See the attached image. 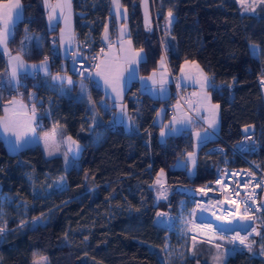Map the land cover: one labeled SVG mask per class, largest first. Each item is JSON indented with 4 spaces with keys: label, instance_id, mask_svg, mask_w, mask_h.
I'll return each instance as SVG.
<instances>
[{
    "label": "trees",
    "instance_id": "trees-1",
    "mask_svg": "<svg viewBox=\"0 0 264 264\" xmlns=\"http://www.w3.org/2000/svg\"><path fill=\"white\" fill-rule=\"evenodd\" d=\"M3 1L6 0H0ZM21 2L24 16L15 25L10 51L22 53L31 62L54 56L51 64L56 71L59 59L51 42L57 31H48L44 0ZM72 3L77 36L89 45L85 53L100 51L107 22L110 20L113 31L115 27L111 0ZM121 3L129 12L133 43L146 54L139 64L140 75L154 71L161 58L154 12L159 15V31L163 35L162 24L171 9L174 44H168V54L173 75L179 73L186 60L197 61L217 81L236 82L232 90L212 94L220 106V137L200 147L196 174L190 176L175 164L194 151L193 138L189 134L161 138L162 126L155 124L154 119L165 102L143 93L138 80L125 94L127 111L139 127L138 133L129 134L120 125L116 131L106 127L109 116L98 106L104 98L99 89L91 88L96 105L93 108L90 101L68 94L50 96L41 83L39 88L36 81L28 78L22 98L27 102L43 98V104L37 107L38 132L59 126L82 144V151L77 165L67 169L62 156L47 158L41 145L11 154L0 136L1 194L15 198V203L23 202L19 209L13 203L5 205L12 218L5 233L0 234V264H31L42 256L50 264H166L165 244L169 236L172 240L175 237L157 224L156 217L159 211L169 208L176 213L183 197L172 193L169 203L156 202L154 185L161 170L165 185L171 188L175 184L204 187L215 179L224 158L222 152L211 148L226 147L245 133L259 130L261 148L254 159L264 166V98L260 85L264 76V4L254 12H244L235 0H152L150 30L143 24L140 0ZM30 35H41L45 39L43 45L27 42ZM253 46L258 47V55ZM6 67V55L0 49V82ZM6 90L0 86V104L13 98L6 95ZM31 95L36 99L31 100ZM49 102L50 114L40 116ZM227 155L232 165L247 166L228 148ZM38 217L45 221L21 226ZM261 233L264 234V225ZM259 247L257 244V251ZM197 263L208 264L194 257L185 262ZM225 264H264V257L238 250L226 258Z\"/></svg>",
    "mask_w": 264,
    "mask_h": 264
},
{
    "label": "crops",
    "instance_id": "crops-1",
    "mask_svg": "<svg viewBox=\"0 0 264 264\" xmlns=\"http://www.w3.org/2000/svg\"><path fill=\"white\" fill-rule=\"evenodd\" d=\"M3 2H6V1H3ZM49 3L51 5H55L57 3V0H49ZM21 4H22V2H21ZM44 4H45V0H44ZM120 4H121V9H120L121 14L118 16L116 14V11H115V6L111 0V14H112V18L115 21V27H114V31H113L111 29L110 20L107 22V24L105 26V28H107V37L108 38L104 39V37H105V29H104L103 36H102V41H103L104 47H103V51L101 52V55H100V64L103 61L104 64H110L113 67H117V68L123 70L124 87H123L122 99H114L113 97L115 96V94L111 93L110 87L106 88L104 86L102 78L92 75L96 70L94 72H92V74H91V81H92L91 85H89L88 83H86L84 81H80V80L76 81L75 78L73 77L71 71H72L74 59H71L70 51L75 47L77 33L75 31V24H74V16L75 15H74L72 0H71V27H70V30L65 28V23H64L63 18L60 16V10L59 9H57V14H56L57 18L51 22L49 21L48 16H49L50 8L48 6H46V4H45L48 31H52V30L57 31V37H55V39L51 42V47L53 49V53L59 59V68L56 71H53L51 61L47 57L48 58L47 65H48L49 71L46 74L44 71L40 70L41 62L44 61V59L40 62H31V61L26 60L24 58V56L22 55V53L11 52L9 49V41L12 38V36H13L12 35L8 40L7 51H5L2 46H0V49L5 53L6 60H7V67L3 73V77H2V80L0 82V86L2 89H6V88L8 89V88L16 87V84L10 80L9 53L12 56L21 55L22 59L24 61V64H25V68L19 69V84L21 82H23V80L31 78L34 81H36V83H38V84L41 83L43 85V87L47 90V92L50 96H52L51 94H55V93H57L59 95L68 94V95H71L77 99H81V100L83 99V100L90 101L92 103L93 108H96V105L91 98V88L95 87L103 93V95H104L103 99H105V101L107 102V104L111 110L112 115H111L110 120L117 123L118 125L122 126L124 128V130L126 131V133L135 134V133L139 132V127H138L137 123L135 122L134 118L127 111V107H126V103H125V94H126L128 88L130 87V85L132 84V82L138 80L139 85H140V89L143 93H147L152 98L159 99V100H162L165 102L158 109V111L155 115V119H154V123L162 126V130L165 132V135L161 136V138L165 139L166 136L177 135V134H184V135L189 134L193 138L194 151L191 153L195 154V156H194V158L196 160L195 166L193 167V165L191 164V158L188 156V154L186 155L185 159H179L176 161V164H175L176 168L185 169L187 171L188 175L193 176L196 174V170H197L198 151H199L200 147L203 144H206L207 142H209L210 140H213V139L220 137V135H219L220 134L219 133L220 132V108H219V114H218V122L214 128L209 127L207 119H206V117L208 116V112H207V107H206L207 101L204 100V96L205 95L210 96L211 104H213V105L218 104V103L214 102V100L212 98V94L209 91L211 81H212V77L205 71V69L197 61H189V62H194L195 64L199 65V68L203 71V73L209 79V86H206L204 89H201L199 82L185 78V75L181 73L182 67H184L185 73L189 72V67L187 65H185V62L182 63L180 70H179V73L176 76H174L172 71H171V68H170L169 56L167 57L163 53H161V58H160L158 65L154 71H152L149 75H140V73H139V64L140 63L139 64H133V65L128 64V61L131 59L133 53L135 51H139L140 49H137L135 47L133 40H132V37H131V29H130V25L128 22L129 12L127 10L126 14H125L124 9H127V8L122 5L121 0H120ZM67 14H68V10H67V8H65L64 9V15H67ZM23 16H24V14H23V4H22V10H21L18 18H16L15 25L20 20L23 19ZM173 21H174V17L172 18V23L169 25L168 24V17H167L165 22L162 24V28H163V32H164L163 33L164 40L168 44H170V46L172 44H174V38L172 35L169 38H167V35H168L167 28H169V30L171 32ZM125 25H126V29H124V30H125L126 34L123 37L124 43H123V48H122L121 47V35L120 34H121L122 26H125ZM62 29L64 30V36H65L64 42H61V30ZM69 36H71L70 41L68 39ZM129 38L131 39L132 51L128 50L129 46L127 44V40ZM44 40L45 39L41 35L35 36V37L29 36L27 39V41H29V42L30 41H36L39 45H43ZM253 49L255 50V52H254L255 55H258V50H259L258 47L253 46ZM141 56L143 57V59L141 61H143L146 57L144 50L141 53ZM75 58L87 59L88 54L87 53H84V54L76 53ZM162 59L164 60L163 65H161ZM33 65H35L37 67L35 69H33L32 68ZM132 69H135V72H133ZM191 72L193 75H195L196 69H194V68L191 69ZM154 73H155V75H153ZM56 75H60V76L64 77L65 79L63 80V82L53 80L52 76H56ZM68 77L71 78L72 84L67 83ZM148 77H152V79L157 80V81H159L161 79L166 80V83L163 85L165 91L160 92L159 91L160 84H153L152 80L147 79ZM178 84L180 85L179 88L189 87L192 89L194 99L189 104V107L193 106V105H195L197 107V111H196L195 115H192L191 113H189L187 111V109L177 101L174 104H172L169 109H167L165 107V104L168 103L172 97L174 87L177 86ZM82 85H83V87H82ZM96 85H98V87ZM89 97H90V99H89ZM30 98H31V100L36 99V97H34L32 95L30 96ZM13 99L15 101H17L18 103H22L23 105L27 106L26 110L28 111V117H25L22 115V113H23V111H25V109H21L18 106L16 107V111L21 113V115L19 117H17V119L24 121V120L28 119L29 117H31V106H32V104H35L36 116L38 115V117H39V114L37 113V107H38V105L43 104V98H38L37 102H27L23 98H18V97H14L11 100H13ZM50 102L48 103V105H46V110L44 112H42L40 114V116L42 114H46V115L50 114ZM0 105H1V109H2V115L0 117H3V116H5L4 108L6 106L10 107V105H9V103L0 104ZM122 105L124 106L123 113L121 111ZM177 105H179V106L177 107ZM173 117H176L177 120H181L182 122L177 123L176 121L173 120ZM39 120H40V118H38V121ZM165 125H167L168 127H164ZM32 126L35 128V134H30L28 139L26 140V142L21 147H14L15 137L5 134L2 131V129H0V136L4 140L5 145L7 147V150L9 152L17 153V152H19L25 148L35 146V145H41L42 146L45 156H46L47 152L52 151V148H50L51 146L48 145L49 143H47L48 142L47 138H45V136L50 131L47 133L41 134L37 131L36 122H34ZM56 128H58V127H56ZM173 128L176 129V131L173 132L170 130ZM53 129H51V130H53ZM197 132H199L201 134V136L204 137L203 141H200L197 139V136H196ZM61 133L63 135L65 134L62 129H61ZM53 156H57V155H53ZM53 156H49V157L46 156V157L50 158ZM64 163L66 166L65 158H64ZM66 168H67V166H66ZM160 175H161V173L159 174V176ZM160 181L162 182L164 187L167 186V185H165V175H164V179L160 180ZM156 192H158V191H155V194H156Z\"/></svg>",
    "mask_w": 264,
    "mask_h": 264
},
{
    "label": "snow or ice",
    "instance_id": "snow-or-ice-1",
    "mask_svg": "<svg viewBox=\"0 0 264 264\" xmlns=\"http://www.w3.org/2000/svg\"><path fill=\"white\" fill-rule=\"evenodd\" d=\"M239 2L242 5H247L244 7V11H255L256 7L254 6L257 2L259 4H264V0H253V4H248V0H239ZM112 3L115 6V11L116 14L119 16L121 14L120 9H121V4L120 0H112ZM145 3V13H146V24L148 23L147 21V0H144ZM46 6L50 8L49 11V21H53L57 18V9L60 10V16L63 18L64 23H65V28L70 30L71 27V0H57V3L55 5H51L49 3V0H45ZM67 8L68 14L64 15V9ZM22 10V4L21 0H6V2H0V46L3 47L5 51H7V44L9 38L13 35L14 28H15V23H16V18H18L20 12ZM127 9H124V13L126 14ZM168 24L170 25L172 23V18H173V12L171 9L168 11ZM126 25L122 26L121 30V47L123 48V37L125 36V30ZM107 28H105V37L104 39H107ZM69 41L71 40V36L68 37ZM65 36H64V30H61V42H64ZM127 44L129 46V51H132L131 49V39L129 38L127 40ZM103 51V49L101 50ZM143 52V49H140L139 51H135L131 57V59L128 61L129 65L133 64H139L143 57L141 56V53ZM95 59V57H93ZM47 60L48 58L45 57L44 61L41 62L40 65V70L44 71L46 74L48 73V65H47ZM75 63V61H74ZM164 64V60H161V65ZM9 65H10V80L13 81L16 86H19V69L25 68L24 61L22 59L21 55H16L12 56L9 53ZM103 65V66H102ZM185 65L189 67V72L185 73L184 67L181 68V73L185 75V78L194 80L196 82L200 83L201 89H204L206 86H209V79L208 77L203 73V71L199 68L198 64H195L194 62H189L185 61ZM37 66L33 65L32 68L35 69ZM96 71L92 74L94 76L101 77L103 80V84L106 88L111 89V93H114L115 96L113 97L114 99H122L123 95V87H124V78H123V70L113 67L110 64H104L102 61L101 64H97L96 66ZM196 69L195 75L192 74L191 69ZM133 72H135V69H132ZM83 75V73H81ZM155 75V73L153 74ZM53 80L61 81L65 79L64 77L60 75L52 76ZM147 79L152 80L153 84H160V92H164L165 89L163 85L166 83V80L161 79L159 81L152 79V77H148ZM67 83L72 84V80L70 77L67 78ZM262 83H264V78H262ZM180 85L178 84L177 87ZM83 87V85H82ZM90 99V97H89ZM204 100L207 101V112L208 116L206 117L207 122L209 127L214 128L217 125L218 122V114H219V108L220 106L218 104H211L210 102V96L205 95ZM9 106H6L4 108L5 116L0 117V129L2 131L9 135L15 137V144L14 147H21L23 144L26 142L30 134H35V128L32 126L33 123L35 122L36 119V106L35 104H32L31 106V117L28 119L21 121L17 119L21 115L20 112L16 111V107L18 106L21 109H25L23 111L22 115L25 117H28V111L27 106L23 105L22 103H18L14 99L9 101ZM179 105H177L178 107ZM124 106H121V111L123 113ZM173 120L176 121L177 123L182 122L181 120H177L176 117H173ZM164 127H168L165 125ZM171 131H176V129H170ZM247 130V129H246ZM165 132L162 130L161 131V136H164ZM197 139L200 141H203L204 137L201 136L199 132L196 133ZM71 140V137L68 138ZM72 144L75 146L76 151H79V145L75 142L72 141ZM49 155H52V152H49ZM188 156L191 158V164L193 167L196 164V160L194 158L195 154L194 153H188ZM161 174H163V170H161ZM249 175H253L252 173H249ZM64 178L62 177L61 180ZM217 184H220L221 181L217 180ZM157 184H160L161 191L158 192V197L162 199H167V189L164 188L163 184L161 183L159 177L157 178ZM226 188L227 185H224ZM244 187H248L247 184L244 185ZM256 187H260V184H257ZM199 191L204 192L203 189H200ZM205 195H207L206 192H204ZM236 196H239V192L235 193ZM251 198V196H249ZM224 202H228L230 204L234 205V213H235V218L237 221H250L253 219L248 213L252 210L247 201H244L243 203L245 204V212L243 215H240V204L236 202L234 199H230L229 197H225V201H217V204H220L221 206L223 205ZM255 201L253 200V203ZM197 207L200 208L202 212H207L209 210L210 205H200L197 204ZM225 212H229L228 209H224ZM161 217L166 216L164 213H159L158 214ZM191 217H195L196 215V209H193L192 212L189 214ZM213 215H216L215 212H213ZM226 215H220L216 216L217 220H227ZM188 223H192L191 220L188 221ZM196 228H201L205 227L207 228L208 231L215 232V229L211 227V225H195ZM247 226H245L246 230ZM5 229L3 227H0V234H3ZM256 229L252 228L251 232H255ZM251 233L249 232L246 235H240V233L237 231L234 236L229 237V242L235 243L237 240L241 245H246L249 251L252 250L251 244H246V241H248L249 235ZM259 235V233H256ZM220 239H224L223 236L219 237ZM195 239V238H193ZM217 248L220 247V245L216 246ZM261 255H264V249L261 251ZM216 264H220L221 257L216 256L213 258ZM41 260H46V258H41ZM34 264H38V262L34 261Z\"/></svg>",
    "mask_w": 264,
    "mask_h": 264
},
{
    "label": "rangeland",
    "instance_id": "rangeland-1",
    "mask_svg": "<svg viewBox=\"0 0 264 264\" xmlns=\"http://www.w3.org/2000/svg\"><path fill=\"white\" fill-rule=\"evenodd\" d=\"M235 1L244 11V7L247 5H242L239 2V0H235ZM248 4H253V0H248ZM259 5L260 4L257 2L254 6L257 7ZM247 12H251V11H247ZM167 32H168L167 38H169L172 35L169 28H167ZM25 47L26 45L24 44L23 48ZM174 49L176 50V45L174 46ZM99 64H100V59H99ZM18 98H22V97H18ZM91 113L90 116L88 117L90 121L92 119ZM51 129L44 132L47 133L50 131L45 136V138H47L48 140L47 143H49L48 145H50L51 146L50 148H52L51 151L52 155H49V152H47L46 156L49 157L53 155H57V156L62 155L66 160L67 169L77 165L76 158H78V156L82 151V144L69 135L66 134L63 135L61 133L62 128L59 126L58 128L53 126ZM39 133L42 134V132ZM69 137H71V140L68 139ZM72 141H75L79 145V151H76V148L72 144ZM159 178L160 180H163L164 174H161ZM164 188L167 189V193H166L167 199H162L158 197V192L161 191V187L160 184H157V180L155 181L154 190L158 191L156 192L157 194L156 202L159 201H164L167 203L170 202L171 194L173 193L172 188L170 186H165ZM217 201L219 200L212 198L209 200H202V201H192L189 199L181 198L178 201V209L176 213H172L171 208L166 209V213H167L166 221L165 219L157 221V224L159 226L162 225L161 227L167 229L169 232H173L175 237L174 240H172V238L169 236L165 244L164 254H165L166 264H185L186 260L190 257L201 258L203 261L207 262L208 264H216V262L213 259L216 256L221 257L220 264H225L226 258L230 254H233L238 250H244L250 255L253 254L252 256L257 255V257L258 256L264 257V255H261V251L262 249H264V234L261 233L262 232L261 225H264V217L260 214H255V219L250 220L249 224H244L243 226L239 228H235L232 231H223L212 227L213 229H215V232H211L208 231L207 228L205 227H201V228L195 227V225H209L210 224L209 221H212L214 223L217 220L216 216H220V215H226L228 217L227 220H222V221L226 223L232 222L234 217L232 215L226 214L224 212V205L221 206L220 204H217ZM12 203L15 209H19L18 206L23 205V202L15 203V198H11L6 194L0 193V227H3L5 231L7 224L12 218L11 215H10L11 217L9 218V214L8 211L5 209V205ZM197 204L210 205L213 207H210L207 212H202L200 208L197 207ZM193 209H196L195 217H191L189 215ZM213 212H215L216 215H213ZM240 215H243V213L240 212ZM189 220H191L192 223H188ZM44 221L45 219L43 217H38L30 221L22 222L21 226L27 225L29 222L31 226H36L37 224L43 223ZM254 224H255L254 228L256 229V231L251 232L248 241H246V244H251L252 247L251 251L248 250L246 245H241L238 240L235 243L229 242V237L234 236L237 231L242 236L246 235V231L244 230L245 226L249 227L251 225L253 226ZM5 231L3 232V234L5 233ZM248 231H251V228ZM256 233H259V235H257ZM220 236H223L224 239H220L219 238ZM257 244H259L260 246L258 251L256 250ZM217 245H220V247L217 248L216 247ZM41 258H46V260H41ZM34 261L38 262V264H50L46 256H42L34 259L31 264H34Z\"/></svg>",
    "mask_w": 264,
    "mask_h": 264
},
{
    "label": "built area",
    "instance_id": "built-area-1",
    "mask_svg": "<svg viewBox=\"0 0 264 264\" xmlns=\"http://www.w3.org/2000/svg\"><path fill=\"white\" fill-rule=\"evenodd\" d=\"M158 16L159 15L154 12L153 19L155 29L160 42L161 52L168 57L169 45L164 41L163 35L160 34ZM103 47L98 52H91L88 54L87 59H77L75 58L76 53L84 54L85 51L89 49V45L86 40L79 37L77 38L75 47L70 51V57L75 61V63L73 62L71 72L76 81H84L91 85V74L97 70L95 66L99 64L102 52L101 50ZM53 57L54 56L49 57L50 61H53ZM93 57H95V59H93ZM81 73H83V75H81ZM262 78H264V76ZM262 78L260 79V85L264 98V83H262ZM28 82V79H25L19 84V86L8 88L6 90V95L11 97H22L24 87L28 85ZM235 83V81H232L231 83L217 81L214 77H212L209 91L211 94L217 93L221 95L225 92V90H232L235 87ZM40 86L41 85L38 84L39 88ZM96 86L98 87V85ZM193 99V91L191 88H179L175 86L172 97L169 102L165 104V107L169 109L170 106L177 101L182 104L189 113L195 115L197 107L195 105L189 107V104L193 101ZM98 106L109 116V119L105 121L106 127L113 131L119 130V125L110 120L112 114L105 99L99 100ZM261 134V130L255 132L250 131L245 133L234 144H226V147L230 149L234 155L239 156L247 163V166L244 167L232 165L231 158L227 155V148L223 145L212 147V151L222 152L224 156L223 162L216 170L215 179L212 182L207 183L204 187H201L204 190L218 192L220 195L218 199L219 201H225L226 196L230 199L236 200V202L240 204V212L243 214L245 212V204L243 202L247 201L249 207L252 209L248 214L253 217V220L255 219V214H260L264 217V166L260 165L254 159V156L259 153L261 148ZM249 173H252L253 175L250 176ZM217 180H220L221 183L217 184ZM245 184H247L248 187H244ZM257 184H260V187H256ZM224 185H227V187L225 188ZM1 188L2 186L0 184V193ZM236 192H239V196L235 195ZM249 196H251V198H249ZM253 200L255 201L254 203ZM223 205L224 209L229 210V212L224 211L226 214L235 215L233 204L224 202ZM165 214L166 218V211ZM254 227L255 224L250 226L251 229ZM249 232L251 233V231L247 230L246 234Z\"/></svg>",
    "mask_w": 264,
    "mask_h": 264
},
{
    "label": "water",
    "instance_id": "water-1",
    "mask_svg": "<svg viewBox=\"0 0 264 264\" xmlns=\"http://www.w3.org/2000/svg\"><path fill=\"white\" fill-rule=\"evenodd\" d=\"M151 2L152 0H147V21L148 23L146 24V13H145V3L144 0H140V4H141V9H142V15H143V24L145 25L146 29H150L152 28L151 26V17H152V13L150 11V6H151ZM9 103V102H7ZM38 115L36 116L35 122L38 125ZM200 189L203 188H199V187H191L185 184H175L172 187V191L173 193L185 198V199H189L192 201H202V200H209V199H219L220 195L218 192L216 191H211V190H204V192L207 193V195L204 194V192L199 191ZM159 213H164L163 211H159ZM157 214L156 217V222L160 221L162 219L165 218L161 217Z\"/></svg>",
    "mask_w": 264,
    "mask_h": 264
},
{
    "label": "bare ground",
    "instance_id": "bare-ground-1",
    "mask_svg": "<svg viewBox=\"0 0 264 264\" xmlns=\"http://www.w3.org/2000/svg\"><path fill=\"white\" fill-rule=\"evenodd\" d=\"M232 216L234 218H233L231 223H226V222H224L222 220H216L214 223L212 221H209L210 222L209 225H211V227H213V228H217V229H220V230H223V231H232L233 229L239 228V227L243 226L244 224H249V221H237V219L235 218V215H232ZM164 219L166 221V218H164ZM165 225H167V224H165ZM249 229H250V226L247 227L246 230L245 229L244 230L247 231Z\"/></svg>",
    "mask_w": 264,
    "mask_h": 264
}]
</instances>
